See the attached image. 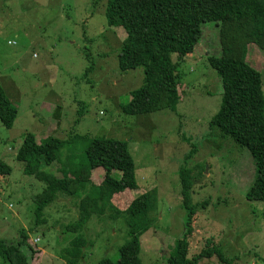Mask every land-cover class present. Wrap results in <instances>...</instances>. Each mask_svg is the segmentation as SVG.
Returning <instances> with one entry per match:
<instances>
[{"label":"rangeland","instance_id":"1","mask_svg":"<svg viewBox=\"0 0 264 264\" xmlns=\"http://www.w3.org/2000/svg\"><path fill=\"white\" fill-rule=\"evenodd\" d=\"M109 2L0 0V88L19 111L11 129L0 120V159L12 168L0 178V241L17 246L22 233L30 232L29 243L39 252L33 264H67L65 252L82 232L86 246L79 264L117 263L130 240L124 218L94 216L84 230L71 231L69 225L80 221V197L90 192L88 184L80 197L58 194L38 221L36 197L47 185L27 175L18 159L29 133L39 143L51 137L66 142L60 160L67 168L83 158L92 139L110 138L127 143L135 162L134 198L155 192L153 224L141 238L143 264H168L186 231L182 168L192 169L196 210L189 259L218 248L230 263L264 264V202L246 198L256 178L254 157L212 127L224 98L222 79L208 64L221 57L220 27L204 24L203 38L180 65L181 101L175 110L123 115L120 107L144 87L145 75L143 68L127 73L119 68L127 35L107 22ZM248 55V64L262 75L264 92V52L253 44ZM61 162L43 170L62 178ZM102 173L97 169L94 181ZM230 263L219 256L200 262Z\"/></svg>","mask_w":264,"mask_h":264},{"label":"trees","instance_id":"2","mask_svg":"<svg viewBox=\"0 0 264 264\" xmlns=\"http://www.w3.org/2000/svg\"><path fill=\"white\" fill-rule=\"evenodd\" d=\"M105 16L112 28H122L127 35L119 54L120 70L127 73L144 69V87L132 94L128 105L120 107V112L128 116L175 110L181 101L180 65L193 54L203 38L201 27L204 24L215 23L220 27L221 57L209 58L208 64L222 79L224 98L212 127H219L224 136L229 135L237 145L251 152L256 178L246 198L264 202L263 82L262 75L247 62L253 44L264 52V0H110ZM18 116V109L0 88L1 122L11 129ZM65 144L54 137L39 143L36 135L29 133L18 155L19 161L26 164V174L36 176L47 185L45 191L36 197L38 221L58 194L78 197L91 184L86 197L79 196L80 221L77 225H69L70 230L75 233L84 230V225L94 216L123 217L130 240L120 249L117 263L103 260L100 264H143L141 238L153 224L150 214L155 192L134 198L132 191L139 188V183L127 143L110 138L92 139L83 151V158L68 168L69 165L60 160ZM55 162L63 163L62 178L43 170ZM99 168L103 169L104 175L97 182L93 173ZM117 171L121 172L119 179L115 177ZM201 171L204 173L205 167H201ZM11 174L12 168L0 159V178ZM192 175V169H181L182 202L188 221L183 238L176 243L168 264H200L215 256L230 263L218 248L189 259V238L196 213L192 206ZM81 233L71 242V249L65 252L67 264H79L83 257L86 245ZM29 240L30 232L25 231L17 246H7L0 241V261L3 264H33L39 252Z\"/></svg>","mask_w":264,"mask_h":264},{"label":"crops","instance_id":"3","mask_svg":"<svg viewBox=\"0 0 264 264\" xmlns=\"http://www.w3.org/2000/svg\"><path fill=\"white\" fill-rule=\"evenodd\" d=\"M250 48H251V46H250ZM258 57H260L259 55H257ZM96 172V171H95ZM95 172H94V174H95ZM104 172V171H103ZM93 174V176L95 177V175ZM102 175H104V173H102ZM56 176V175H55ZM95 179H97L96 177H95Z\"/></svg>","mask_w":264,"mask_h":264},{"label":"water","instance_id":"4","mask_svg":"<svg viewBox=\"0 0 264 264\" xmlns=\"http://www.w3.org/2000/svg\"><path fill=\"white\" fill-rule=\"evenodd\" d=\"M208 171V170H207Z\"/></svg>","mask_w":264,"mask_h":264}]
</instances>
